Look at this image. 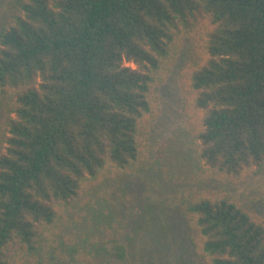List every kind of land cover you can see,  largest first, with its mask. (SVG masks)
Segmentation results:
<instances>
[{
    "label": "trees",
    "instance_id": "16d2710c",
    "mask_svg": "<svg viewBox=\"0 0 264 264\" xmlns=\"http://www.w3.org/2000/svg\"><path fill=\"white\" fill-rule=\"evenodd\" d=\"M185 48V141L158 173L190 186L180 214L203 264H264V221L202 187L264 171V0H5L0 264L128 259L110 192L147 167Z\"/></svg>",
    "mask_w": 264,
    "mask_h": 264
},
{
    "label": "rangeland",
    "instance_id": "374dc122",
    "mask_svg": "<svg viewBox=\"0 0 264 264\" xmlns=\"http://www.w3.org/2000/svg\"><path fill=\"white\" fill-rule=\"evenodd\" d=\"M4 2L0 0V7ZM183 51L158 92L159 115L149 133L147 167L110 192V197L118 204L113 206L118 208L116 213L126 219L134 237L129 244L128 259L121 264H203L180 214L182 198L190 186L160 176L157 168L165 151H177L175 141H185V98L188 96L182 89L180 76L188 59L187 49ZM125 64L136 66L131 62ZM202 187L226 191L264 221V171L236 184L213 183Z\"/></svg>",
    "mask_w": 264,
    "mask_h": 264
}]
</instances>
